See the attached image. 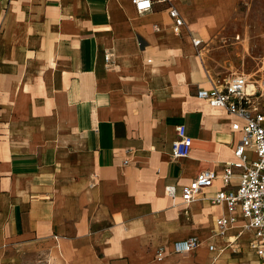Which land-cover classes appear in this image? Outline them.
Here are the masks:
<instances>
[{
	"label": "crops",
	"instance_id": "0c3cea01",
	"mask_svg": "<svg viewBox=\"0 0 264 264\" xmlns=\"http://www.w3.org/2000/svg\"><path fill=\"white\" fill-rule=\"evenodd\" d=\"M172 2L180 32L163 1L11 0L1 12L0 264H263L253 232L236 235L242 217L218 232L228 206L211 199L237 187L220 175L245 120L197 89L255 73L264 0ZM180 122L192 146L174 158ZM206 168L213 184L180 202ZM190 235L200 244L176 251Z\"/></svg>",
	"mask_w": 264,
	"mask_h": 264
},
{
	"label": "built area",
	"instance_id": "2783aa9c",
	"mask_svg": "<svg viewBox=\"0 0 264 264\" xmlns=\"http://www.w3.org/2000/svg\"><path fill=\"white\" fill-rule=\"evenodd\" d=\"M154 1L168 2L174 20L173 29L180 32L185 19L172 0H133L141 12L151 9ZM194 42L199 44L201 39L194 38ZM110 58L111 54L105 53V59L109 61ZM197 95L209 104L224 107L245 120L242 137L234 151L236 158L226 161L224 171L220 175L227 185L232 177L238 174L237 187L235 190L220 189L211 199L213 202L224 201L228 206V213L216 218L218 232L225 234L227 229L238 223L239 217H242L243 223L240 224L236 235L242 234L244 229L251 230L253 237L250 244L264 260V110L259 102L260 97L264 95V58L254 74L236 72L227 79H215L210 86L199 87ZM176 132L177 136L172 143L174 158L188 155L192 146V136L187 133L185 123H178ZM252 153L256 156L252 157ZM217 176L213 169L200 170L190 182L183 185L180 202L188 203L195 199L198 192L211 186ZM166 189L176 200L175 185L169 184ZM200 242L197 235H190L176 241L174 249L188 251ZM210 246L214 247L213 244ZM164 250H158L159 258L163 256Z\"/></svg>",
	"mask_w": 264,
	"mask_h": 264
},
{
	"label": "rangeland",
	"instance_id": "374dc122",
	"mask_svg": "<svg viewBox=\"0 0 264 264\" xmlns=\"http://www.w3.org/2000/svg\"><path fill=\"white\" fill-rule=\"evenodd\" d=\"M10 2H11V0H0V14L3 11L4 8L7 9L8 7L11 6ZM244 3L246 4V2H244ZM244 9L250 15L251 9L250 8L249 9L248 8H244ZM0 18H1V15H0ZM260 48H261V51H256V52L259 54L258 57L260 58L259 60H260V63H261V60H262L261 58H263V56H264V51H263V45L262 44L260 45ZM255 156H256V154L255 153H252V157H255ZM222 255H225L226 257H229V260L230 261H231V257H234L236 259V261H238V259H240L241 256H245L246 257L245 260L247 262V261H249L248 255H250V254L248 253V251L244 252L243 250L242 251H238V252H229L227 250L226 253H223ZM234 258H232V260H234ZM234 264H236V263H234Z\"/></svg>",
	"mask_w": 264,
	"mask_h": 264
}]
</instances>
